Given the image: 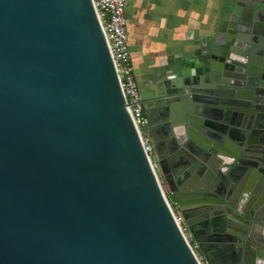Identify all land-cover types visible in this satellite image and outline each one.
Here are the masks:
<instances>
[{"label":"water","instance_id":"obj_1","mask_svg":"<svg viewBox=\"0 0 264 264\" xmlns=\"http://www.w3.org/2000/svg\"><path fill=\"white\" fill-rule=\"evenodd\" d=\"M229 17L139 92L167 183L194 182V215L224 224L189 222L206 263L264 264V9ZM0 264H199L90 0H0Z\"/></svg>","mask_w":264,"mask_h":264},{"label":"crops","instance_id":"obj_2","mask_svg":"<svg viewBox=\"0 0 264 264\" xmlns=\"http://www.w3.org/2000/svg\"><path fill=\"white\" fill-rule=\"evenodd\" d=\"M250 6L264 9V0H127L128 44L139 87L149 89L151 78L193 56L204 42L224 37L231 11ZM148 134L152 139L149 127Z\"/></svg>","mask_w":264,"mask_h":264},{"label":"built area","instance_id":"obj_3","mask_svg":"<svg viewBox=\"0 0 264 264\" xmlns=\"http://www.w3.org/2000/svg\"><path fill=\"white\" fill-rule=\"evenodd\" d=\"M90 1L117 76L126 111L128 112L132 124L137 132L143 152L158 181L157 174L155 172V168L157 167L155 160L156 155L152 139L148 134L147 120L144 115V108L140 98L139 85L134 76L131 52L128 44L127 23L125 18L127 0ZM168 206L170 208L169 204ZM172 215L181 234L193 252L184 231L180 227L179 219L174 216L173 212ZM195 257L199 264H201L196 255Z\"/></svg>","mask_w":264,"mask_h":264},{"label":"rangeland","instance_id":"obj_4","mask_svg":"<svg viewBox=\"0 0 264 264\" xmlns=\"http://www.w3.org/2000/svg\"><path fill=\"white\" fill-rule=\"evenodd\" d=\"M210 149V148H209ZM203 150H206L205 148H203ZM155 158V157H154ZM156 165L157 167L155 168V172L157 174V178L159 181V185L162 189V192L168 202V204L170 205V208L174 214V216L179 219L180 221V227L182 228V230L184 231V234L187 238V241L189 242L190 246L193 249V252L195 253V255L197 256L198 260L200 261L201 264H207L203 254L201 253L199 246H198V242H197V238L194 237V235L192 234L191 230H190V225L189 222H192L195 218H197L200 215H194L195 211H193L196 206V209L199 207H197L196 204L198 201V199H192L191 197L195 194H198L197 191L193 190L194 188V182L189 183V184H183L181 185V190L178 189V187L172 182V180L170 179V185L167 183V180L165 178V176L163 175V173L161 172L159 165H158V160L156 157ZM199 160V159H197ZM199 183L197 184L196 188L198 187ZM175 189H177L176 191H174ZM201 194V193H200ZM210 194V193H208ZM184 195H186V197L188 198H183L185 197ZM189 195V196H187ZM203 199H208L207 198V194H201ZM178 202L181 203L183 206H179ZM191 203V204H189ZM189 204V205H188ZM181 208H186L188 211L185 210L186 214H188V218L184 219L183 217V213L181 212ZM195 209V210H196ZM214 211V209H213ZM210 211H208L207 213H209ZM194 215V216H192ZM196 239V240H195Z\"/></svg>","mask_w":264,"mask_h":264},{"label":"bare ground","instance_id":"obj_5","mask_svg":"<svg viewBox=\"0 0 264 264\" xmlns=\"http://www.w3.org/2000/svg\"><path fill=\"white\" fill-rule=\"evenodd\" d=\"M235 136V135H234ZM236 138V136H235ZM185 196V195H184ZM183 198H188V197H183ZM212 216V218H211ZM210 218L212 219V221H208V223L206 224V220L209 218L208 216H206V213H202L200 214V216H198L196 219L193 220V229L194 231L198 234V235H203L204 233L207 234L209 231H211V228L213 227L214 229H225L224 228V224L221 223V221H218L219 218L215 217L214 215H211ZM236 221V220H235ZM204 234V235H205ZM263 242V241H260ZM211 262H213L212 264H217L215 263V261H213V259L211 260Z\"/></svg>","mask_w":264,"mask_h":264}]
</instances>
